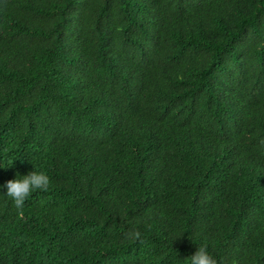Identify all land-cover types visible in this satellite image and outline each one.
<instances>
[{"label": "trees", "instance_id": "obj_1", "mask_svg": "<svg viewBox=\"0 0 264 264\" xmlns=\"http://www.w3.org/2000/svg\"><path fill=\"white\" fill-rule=\"evenodd\" d=\"M34 168L0 264H264V0H0V185Z\"/></svg>", "mask_w": 264, "mask_h": 264}, {"label": "clouds", "instance_id": "obj_2", "mask_svg": "<svg viewBox=\"0 0 264 264\" xmlns=\"http://www.w3.org/2000/svg\"><path fill=\"white\" fill-rule=\"evenodd\" d=\"M49 185V176L34 168L27 175L21 176L17 174L15 179L0 185V193H3L0 196L8 198L11 201L12 207L16 210L17 215L22 217L26 201L30 195L37 190L47 191ZM127 236L130 240H140L141 233L136 230H130ZM187 260L189 264H216L206 244L197 246V251Z\"/></svg>", "mask_w": 264, "mask_h": 264}]
</instances>
